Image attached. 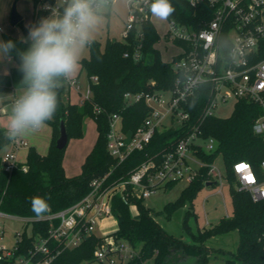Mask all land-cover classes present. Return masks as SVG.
Wrapping results in <instances>:
<instances>
[{
  "label": "trees",
  "instance_id": "16d2710c",
  "mask_svg": "<svg viewBox=\"0 0 264 264\" xmlns=\"http://www.w3.org/2000/svg\"><path fill=\"white\" fill-rule=\"evenodd\" d=\"M42 0H34L36 23L46 13L38 9ZM175 8L169 19L181 24H190L196 30L203 29L211 20L213 10L207 5L191 7L183 0H172ZM27 36V28L24 29ZM13 40L17 48L27 45L18 38L4 36L3 40ZM160 35L151 21L134 28L124 37V41L108 40L105 48L94 42L90 46V58L81 61V70H85L89 79L90 96L82 104L66 100L70 91V80L59 90V106L52 121V138L46 155L36 148L29 147L26 161L17 163L12 172H7L2 164L5 149L12 144L4 138V129H0V203L1 210L20 217H41L49 213L64 210L82 200L91 190L94 179L110 173L112 179L127 175L150 155L161 150L168 139L177 137L180 130L157 133L152 143L141 152L133 153L120 167H114V160L107 150V136L110 131V119L114 114L122 118L125 132H134L146 119L148 106L144 101L129 103L126 93L154 94L156 91L172 89L180 76L173 62H165L155 47ZM182 47L183 42L175 41ZM139 52L136 60L134 55ZM129 56L126 57L125 55ZM264 58V52L260 53ZM175 56L172 61L178 59ZM13 61H18L13 54ZM97 77V81L92 78ZM20 73L16 66L9 75H0V91H15ZM203 87L189 99L186 111L191 115L190 125L201 123L204 137L214 138L218 149L212 154L199 153L207 163L212 164L221 155L225 163V179L233 199V213L222 218L218 224L199 229L192 233L188 218L193 213L189 209L183 219V229L190 234L191 241L168 234L155 219L145 200L129 196L123 200L116 196L113 200V214L118 230L113 234L117 240L127 242L139 255L118 264H207L210 259L224 257L228 264H264V200L254 202L248 192L236 188L237 178L234 165L248 161L259 171L264 160V137L253 131V125L261 114V108L248 100H238L235 109L228 118L209 117L202 121V114L210 98L209 91ZM92 119L98 132L96 142L86 157L79 175L67 176L63 162L66 148H57L60 137V125L66 127L68 138H81L84 135L85 120ZM26 168V170H24ZM208 183L216 184L204 167L198 177L189 184L175 202L164 207L168 218L180 208L191 204L198 192ZM175 183L166 187H172ZM131 205H136L138 214L133 215ZM49 230L48 222L32 225V236L24 233L23 247L32 246L34 237L45 236ZM238 232L239 242L235 251L212 248L209 242L217 237ZM104 238L96 234L86 238L81 245L73 249H61L54 264H90L95 259L97 248Z\"/></svg>",
  "mask_w": 264,
  "mask_h": 264
},
{
  "label": "built area",
  "instance_id": "2783aa9c",
  "mask_svg": "<svg viewBox=\"0 0 264 264\" xmlns=\"http://www.w3.org/2000/svg\"><path fill=\"white\" fill-rule=\"evenodd\" d=\"M114 1L107 0L106 6H112ZM183 1L193 8L201 5L212 8L211 20L205 28L196 30L190 24L167 19L168 40L184 43L180 47L181 52L176 55L179 58L172 61L173 69L180 76L174 87L166 91L125 94L129 103L144 101L149 109L148 115L134 132H125L121 116L112 115L107 150L117 168L133 153L145 150L157 133L169 130L182 132L168 139L161 150L150 155L127 175L112 179L113 169L107 175L94 179L90 192L64 210L41 217H20L3 212L0 203V242L5 235L2 219L27 224L24 232L16 233L12 248L0 244V264H54L61 249L81 245L86 238L95 234L96 228L101 227L105 219L117 221L113 214L116 196L123 200L129 196L145 200L160 187L180 181L191 184L204 167L209 168V174L215 180L223 178L220 172H216L214 163L207 164L199 155L214 153L218 149V142L203 136L201 123L190 125L191 115L186 111L189 99L203 87L209 91L210 98L202 121L215 117L213 110L232 99L248 100L261 108L262 114L256 119L253 131L264 137V58H260V53L264 52V0ZM148 3L149 0H131L124 37L134 26L152 22ZM55 5L56 0H42L38 9L48 16ZM139 54L135 53L136 60ZM92 80L97 81V77ZM70 84L74 86L76 83ZM89 96L90 90L80 104ZM12 145L13 151H4L2 155V164L7 172H12L17 164L16 151L26 147L27 143L18 139ZM234 172L237 189L248 192L254 202L264 200V160L259 171L250 162L242 161L234 165ZM130 209L134 216L138 214L136 205H131ZM39 222H48L47 234L36 235L32 246L24 248V233L31 237L32 225ZM116 231L106 230L101 236L104 241L95 252L96 260L118 264L139 255V249L113 236Z\"/></svg>",
  "mask_w": 264,
  "mask_h": 264
},
{
  "label": "rangeland",
  "instance_id": "374dc122",
  "mask_svg": "<svg viewBox=\"0 0 264 264\" xmlns=\"http://www.w3.org/2000/svg\"><path fill=\"white\" fill-rule=\"evenodd\" d=\"M131 0H115L112 6H105L101 16L98 30L94 37V42L100 45L101 49L105 48L107 41L117 40L124 41L126 26L130 17L129 4ZM16 4L18 14L22 17V21L16 25L11 22L12 8ZM34 17V0H0V40L4 36H12L20 38L25 36L24 29L31 24ZM152 23L160 35V41L156 44V48L160 51L162 59L165 62H172L173 58L181 52V48L168 40L166 34L168 31L167 20L159 19L152 16ZM93 42V43H94ZM90 48L85 50L81 57L83 59L90 58ZM81 61L78 71L69 80H76L77 84L70 87V102H78L79 99L89 92V79L87 72L81 70ZM14 65V61H4L0 63V74L7 71L10 66ZM80 70L82 71L79 75ZM79 87V88H78ZM19 89L14 91L1 92L6 94L4 99H0V129L7 127V113L8 106L14 101L15 96L19 94ZM167 95L166 97H168ZM69 92L66 95V100H69ZM6 103H3V102ZM236 100L232 99L227 104H222L214 109V115L219 118H228L232 115L235 109ZM96 124L92 119L87 118L84 124V135L81 138H70L66 147L64 155V170L67 175L75 176L82 172V166L86 160L87 155L93 148L97 139ZM27 141L30 147H38L37 149L45 155L49 150V143L51 141V126L46 122L45 126L40 130L26 134L22 137ZM29 147H23L18 152L19 159L24 162ZM35 148V147H34ZM214 167L216 172H220L223 178H217V183L210 186H205L198 192L196 198L191 204L188 203L184 208H180L172 214L170 218L165 214L164 207L170 203L175 202L181 192L188 186L186 181L175 183L172 187H160L149 198L145 199V205L151 209L158 223L164 230L176 238L182 239L185 242L191 241V236L183 229V219L186 211L189 209L193 213L188 218V225L192 233H197L199 229L209 228L219 223V221L227 215L233 213V199L229 190L228 182L225 179V163L223 157L219 155ZM5 235L0 242L8 248H12L16 242L15 235L18 232H24L27 224L21 221H13L10 219H2ZM30 232V228L27 230ZM95 234L102 236L105 230L102 227H97ZM239 242L238 232H232L229 235L220 236L212 239L209 245L212 248L226 249L235 251ZM90 264H109L107 260H96ZM148 264H153L149 262ZM207 264H228L224 257L212 258Z\"/></svg>",
  "mask_w": 264,
  "mask_h": 264
},
{
  "label": "clouds",
  "instance_id": "9594fccd",
  "mask_svg": "<svg viewBox=\"0 0 264 264\" xmlns=\"http://www.w3.org/2000/svg\"><path fill=\"white\" fill-rule=\"evenodd\" d=\"M107 0H56L50 14L27 25V36L16 42L0 40V63L12 62L13 54L19 94L8 106L4 138L15 142L54 119L59 90L78 71L85 50L94 42ZM152 16L167 20L175 11L170 0H149ZM7 72H5V75ZM6 94H0L4 99Z\"/></svg>",
  "mask_w": 264,
  "mask_h": 264
},
{
  "label": "crops",
  "instance_id": "0c3cea01",
  "mask_svg": "<svg viewBox=\"0 0 264 264\" xmlns=\"http://www.w3.org/2000/svg\"><path fill=\"white\" fill-rule=\"evenodd\" d=\"M14 66H15V63H14L13 66H10L9 69H8L7 71H4L3 74H0V75H5V72H7L6 75H9L10 72H11V69H12ZM81 72H82V71L80 70L79 75H80ZM71 82H75V83L77 84V81H76V80H70V83H71ZM78 88H79V87H78ZM70 96H71V94H70V91H69V97H68V98H69V101L71 100V99H70ZM86 96H87V95L81 97L77 103H80L81 100H82L84 97H86ZM3 103H6V102L4 101ZM74 103H76V102H74ZM51 138H52V129H51ZM19 140H22V141H24V142L27 143L26 148H27V147H30L29 143H28L27 141H25L23 138H19ZM50 142H51V141H50ZM49 146H50V143H49ZM34 147L36 148V150H37L40 154L45 155V153H42L41 151H39V150L37 149L38 147H36V145H35ZM21 148H23V147H21ZM21 148L18 149V150L16 151L17 163H24V162L26 161V159H25L24 162H21L20 159H19L18 152L21 150ZM28 149H29V148H28ZM5 151H13V145L11 144L10 146H8V147L5 149ZM26 157H27V154H26ZM65 173H66V172H65ZM66 175H67V173H66ZM67 176H71V175H67ZM101 227L103 228V230H105V231L107 230V231L111 232V231L118 230V223H117V221H115V220H113V219H105V220L101 223Z\"/></svg>",
  "mask_w": 264,
  "mask_h": 264
},
{
  "label": "water",
  "instance_id": "95a60500",
  "mask_svg": "<svg viewBox=\"0 0 264 264\" xmlns=\"http://www.w3.org/2000/svg\"><path fill=\"white\" fill-rule=\"evenodd\" d=\"M22 21V17L18 14L16 4H14L12 8V13H11V22L12 24L16 25ZM69 142L68 134L66 131L65 125L62 123L60 125V137L57 140V148L60 150H63L67 147ZM212 185V183H208L207 186Z\"/></svg>",
  "mask_w": 264,
  "mask_h": 264
},
{
  "label": "snow or ice",
  "instance_id": "6c2138e0",
  "mask_svg": "<svg viewBox=\"0 0 264 264\" xmlns=\"http://www.w3.org/2000/svg\"><path fill=\"white\" fill-rule=\"evenodd\" d=\"M243 167V166H242Z\"/></svg>",
  "mask_w": 264,
  "mask_h": 264
}]
</instances>
